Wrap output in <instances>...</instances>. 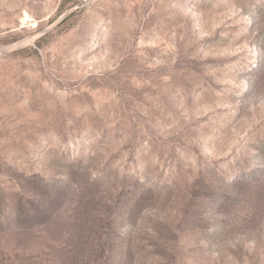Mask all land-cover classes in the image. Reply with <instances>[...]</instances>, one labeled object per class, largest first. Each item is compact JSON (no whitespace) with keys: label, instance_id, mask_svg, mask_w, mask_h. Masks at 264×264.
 <instances>
[{"label":"rangeland","instance_id":"rangeland-1","mask_svg":"<svg viewBox=\"0 0 264 264\" xmlns=\"http://www.w3.org/2000/svg\"><path fill=\"white\" fill-rule=\"evenodd\" d=\"M0 264H264V0H0Z\"/></svg>","mask_w":264,"mask_h":264}]
</instances>
